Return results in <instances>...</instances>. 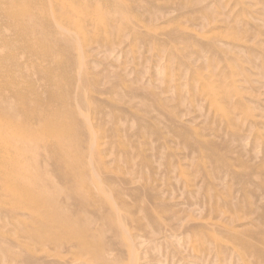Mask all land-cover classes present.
<instances>
[{"label":"rangeland","instance_id":"374dc122","mask_svg":"<svg viewBox=\"0 0 264 264\" xmlns=\"http://www.w3.org/2000/svg\"><path fill=\"white\" fill-rule=\"evenodd\" d=\"M0 46V264H264V0H0Z\"/></svg>","mask_w":264,"mask_h":264},{"label":"bare ground","instance_id":"6f19581e","mask_svg":"<svg viewBox=\"0 0 264 264\" xmlns=\"http://www.w3.org/2000/svg\"><path fill=\"white\" fill-rule=\"evenodd\" d=\"M16 14H14V16H15ZM1 47V46H0ZM16 96H17V98L19 99V100H21L23 103H27L28 102V96L24 93V92H22V91H17L16 92ZM1 118V117H0ZM37 118H38V120H39V118H42L40 115H38L37 116ZM6 121V120H5ZM3 123V122H2ZM7 125V124H6ZM15 126V125H14ZM25 128V127H24ZM12 129V128H11ZM46 136H52V135H55V133H53V131L51 130V128L48 126V127H46ZM31 134V131H30V129L28 128V129H25V131L22 133V134ZM4 161V160H3ZM1 162V161H0ZM7 162V161H6ZM5 161L3 162V163H5V165H7V163H6ZM7 167H8V165H7ZM8 175H10V174H8ZM12 175V174H11ZM14 182H16V181H14ZM18 182V181H17ZM17 186V185H16ZM12 187H14V186H12ZM15 188V187H14ZM18 189V188H17ZM26 196H27V200H28V202L30 203V204H32V205H38L39 204V201H37V200H34L33 199V196H31V195H29V194H26ZM49 205V204H48Z\"/></svg>","mask_w":264,"mask_h":264}]
</instances>
